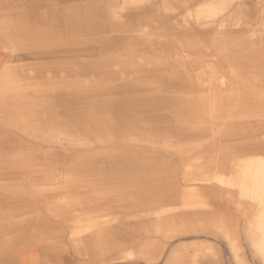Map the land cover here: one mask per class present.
I'll list each match as a JSON object with an SVG mask.
<instances>
[{
    "label": "bare ground",
    "instance_id": "bare-ground-1",
    "mask_svg": "<svg viewBox=\"0 0 264 264\" xmlns=\"http://www.w3.org/2000/svg\"><path fill=\"white\" fill-rule=\"evenodd\" d=\"M247 2L0 0V32L6 36L10 26L5 19L17 12L21 15L17 26L32 27L27 20L32 15L43 29V38L53 37L66 47L98 45L111 34L152 38L157 36L154 30L163 32L162 36H169L166 47L156 51L166 55L157 54L151 61L172 73L181 68L189 77L186 86L182 82L178 87L186 91H177L173 84L168 87L175 92L173 99H162L161 103L159 99L150 102L153 97L134 93L137 90L132 88L122 89L117 96L85 102L80 97L63 96L60 88L49 97L48 89L38 88L42 83L22 81L21 69L0 66V99L7 100L0 102V123L25 133L32 127L62 145L81 144L79 130H83L95 141L133 142L174 153L183 161L180 179L188 186L172 189L174 207L164 202L151 220L139 223V228L148 233L151 225L163 235L173 232L179 238L216 241L225 246L232 263H247L249 257L251 264H264V6L259 21L242 27L247 21ZM190 3L192 6L185 8ZM245 37H253L254 44L239 46ZM157 109L161 113L155 112ZM97 112L106 113L108 118L76 120ZM159 122L164 127H159ZM9 132L0 134V141L18 150L8 153L7 159L26 173L29 168L20 169V165L32 166L43 156L16 146ZM1 155L3 165L6 159ZM41 163L43 167L37 171L53 189L69 183L53 162ZM208 186L222 190L223 198L217 199V193ZM88 187L91 185H85ZM91 188L100 197L111 191L107 186ZM65 205L73 206L70 202ZM16 211L15 206H0V264H38L32 258L19 262L17 253L4 257L12 243L6 240L9 237L3 229L18 224L19 219L13 216ZM95 223L94 219L88 223L84 220L74 234L78 254L98 255L97 244L108 245ZM139 254L147 261L155 257L149 246L141 248ZM218 256L216 244L197 241L169 264H224L218 262Z\"/></svg>",
    "mask_w": 264,
    "mask_h": 264
},
{
    "label": "rangeland",
    "instance_id": "rangeland-1",
    "mask_svg": "<svg viewBox=\"0 0 264 264\" xmlns=\"http://www.w3.org/2000/svg\"><path fill=\"white\" fill-rule=\"evenodd\" d=\"M247 1V21L242 27L259 21L264 6V0ZM190 6L191 3L185 8ZM229 15L228 12L225 17ZM20 16L17 12L12 18L5 19L10 30L8 36L2 34L3 30L0 32V66L21 69L24 73L21 80L42 83L38 88L48 89L49 97L61 89L63 96L94 102L132 88L137 90L134 93L153 97L150 102L159 99L161 103L162 99H173L175 92L168 88L173 84L177 91H186V88H178L182 82L186 86L185 81L189 78L181 68L172 73L151 61L152 56L166 55L156 51L166 47L169 36H162L163 32L154 30L157 36L152 38L111 34L103 37L98 45L66 47L53 37L43 38V29L32 15L26 18L32 27L22 29L17 26ZM217 20L210 21L216 23ZM252 39L245 37L239 46L254 44ZM117 70L123 74L119 75ZM6 101L0 99L1 103ZM155 112L161 113L159 109ZM76 118L81 121L106 120L108 115L97 112ZM158 126L164 127V124L159 122ZM14 129L0 123V134L10 131L17 141L16 146H23L30 153L40 152L43 156L40 160L53 162L55 169L63 173L69 183L53 189L45 182L43 173L37 171L43 167L41 161H34L32 166L28 163L20 165V169L29 168L25 169L26 173L20 172L7 159L10 152L18 148H10L0 141L1 158L6 159L3 165L0 164V171L4 172L0 175V206L18 208L13 216L19 219L16 226L3 229L9 237L6 240L10 239L12 243L4 257L17 253L19 262L32 258L38 264H169L180 251L203 241L207 245L216 244L218 262L236 264L232 263L222 243L179 238L173 232L163 235L151 225L148 233L139 228V223L151 220L164 202L170 208L174 207L175 190L172 189L188 186L180 179L183 161L174 153L159 147L144 148L133 142L95 141L83 130H79L81 144L62 145L40 130L33 131L32 127L26 133ZM79 129L83 128L79 125ZM178 182L179 185H175ZM85 185L107 186L111 191L100 197ZM208 187L217 193V199L223 198L222 190ZM216 197L210 200L215 201ZM66 202L73 206L67 207ZM221 204L227 207L222 200ZM93 219L108 245L98 243L95 250L98 255L86 257L74 249L73 236L84 220L88 223ZM144 246L152 248L155 256L152 261L139 254ZM247 261L242 264L252 262L249 257Z\"/></svg>",
    "mask_w": 264,
    "mask_h": 264
}]
</instances>
